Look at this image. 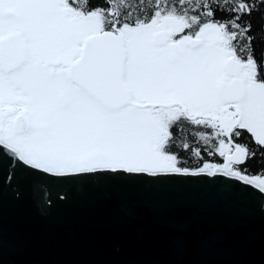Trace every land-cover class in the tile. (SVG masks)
Segmentation results:
<instances>
[{
  "label": "snow or ice",
  "instance_id": "snow-or-ice-1",
  "mask_svg": "<svg viewBox=\"0 0 264 264\" xmlns=\"http://www.w3.org/2000/svg\"><path fill=\"white\" fill-rule=\"evenodd\" d=\"M89 186L264 218V0H0V200Z\"/></svg>",
  "mask_w": 264,
  "mask_h": 264
},
{
  "label": "water",
  "instance_id": "water-1",
  "mask_svg": "<svg viewBox=\"0 0 264 264\" xmlns=\"http://www.w3.org/2000/svg\"><path fill=\"white\" fill-rule=\"evenodd\" d=\"M264 264V218L197 189L89 186L40 216L0 200V264Z\"/></svg>",
  "mask_w": 264,
  "mask_h": 264
}]
</instances>
